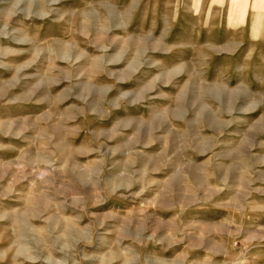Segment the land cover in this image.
I'll return each instance as SVG.
<instances>
[{
	"label": "rangeland",
	"instance_id": "rangeland-1",
	"mask_svg": "<svg viewBox=\"0 0 264 264\" xmlns=\"http://www.w3.org/2000/svg\"><path fill=\"white\" fill-rule=\"evenodd\" d=\"M0 264H264V0H0Z\"/></svg>",
	"mask_w": 264,
	"mask_h": 264
}]
</instances>
